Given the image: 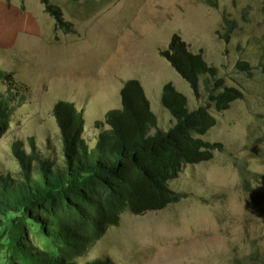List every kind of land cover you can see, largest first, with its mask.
Masks as SVG:
<instances>
[{
	"label": "rangeland",
	"instance_id": "374dc122",
	"mask_svg": "<svg viewBox=\"0 0 264 264\" xmlns=\"http://www.w3.org/2000/svg\"><path fill=\"white\" fill-rule=\"evenodd\" d=\"M49 6L60 11L61 23L41 0H0V70L12 73L16 90L0 139V173H18L10 153L15 141L28 150L33 138L42 158H59L52 116L58 102L81 113L92 147L102 130L96 124L120 108L128 80L140 84L157 127L166 131L174 121L161 92L170 83L189 111L208 107L215 125L202 139L223 150L182 167L169 183L183 196L178 203L122 214L78 264L96 258L264 264V0H50ZM174 35L216 69L214 78L199 79L198 97L160 55ZM225 87L242 97L218 112L210 96Z\"/></svg>",
	"mask_w": 264,
	"mask_h": 264
},
{
	"label": "trees",
	"instance_id": "16d2710c",
	"mask_svg": "<svg viewBox=\"0 0 264 264\" xmlns=\"http://www.w3.org/2000/svg\"><path fill=\"white\" fill-rule=\"evenodd\" d=\"M41 2L61 23L60 11L49 6L50 0ZM160 55L196 97L199 79L217 74L178 36ZM237 69L250 74L245 63ZM13 81L12 73L0 70V85L7 87L0 92V139L15 101ZM119 95L120 108L108 111L96 124L102 130L92 147L83 138L81 113L68 102L52 108L60 141L58 159L42 158L33 138L28 150L20 141L11 144L18 173H0V264H78L109 228L119 224L122 214L142 215L178 203L183 196L169 183L182 167L207 162L223 150L220 143L202 139L215 125L208 107L189 111L186 97L170 83L161 92V104L174 121L166 131L157 127L136 80L125 82ZM241 97L239 90L225 87L210 100L221 112ZM84 264L114 263L96 258Z\"/></svg>",
	"mask_w": 264,
	"mask_h": 264
}]
</instances>
